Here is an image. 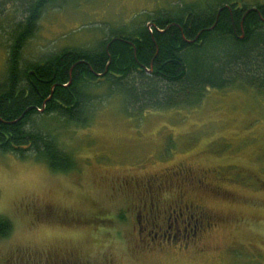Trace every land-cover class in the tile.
I'll use <instances>...</instances> for the list:
<instances>
[{
    "label": "rangeland",
    "instance_id": "obj_1",
    "mask_svg": "<svg viewBox=\"0 0 264 264\" xmlns=\"http://www.w3.org/2000/svg\"><path fill=\"white\" fill-rule=\"evenodd\" d=\"M207 1L215 0H61L43 12L20 61L38 62L67 47L92 48L108 27L119 30L146 12ZM19 18L0 23V76L8 34ZM99 102L85 127L32 117L73 158L72 172L54 173L29 155L20 160L0 152V216L13 227L0 239V264L69 258L90 264H264V95L211 90L196 105L137 117L125 114L117 100ZM181 167L195 176L207 173L213 188L185 195L217 221L202 241L204 253H140L134 247L139 204L128 178L139 182Z\"/></svg>",
    "mask_w": 264,
    "mask_h": 264
},
{
    "label": "trees",
    "instance_id": "obj_2",
    "mask_svg": "<svg viewBox=\"0 0 264 264\" xmlns=\"http://www.w3.org/2000/svg\"><path fill=\"white\" fill-rule=\"evenodd\" d=\"M59 1L0 0L1 24L20 16L10 28L0 76L1 153L20 160L29 155L54 173L68 174L75 161L33 116L85 127L98 101L117 100L125 114L137 117L196 105L211 90L264 95V2L180 3L141 14L144 19L119 30L106 28L95 47H67L22 65L23 46L43 12ZM102 88L103 94L95 93ZM12 229L0 216V239Z\"/></svg>",
    "mask_w": 264,
    "mask_h": 264
},
{
    "label": "flooded vegetation",
    "instance_id": "obj_3",
    "mask_svg": "<svg viewBox=\"0 0 264 264\" xmlns=\"http://www.w3.org/2000/svg\"><path fill=\"white\" fill-rule=\"evenodd\" d=\"M160 176L126 184H135L139 207L135 210L138 224L135 249L145 255L165 254L180 256L197 251L203 254L202 241L216 225L214 215L198 204L185 200L187 189H209L208 175H193L191 169L177 168ZM199 184V187H195ZM124 186V185H120ZM174 195L173 198L170 196ZM44 264H55L44 263ZM56 264H90L75 258ZM100 264H112L104 259Z\"/></svg>",
    "mask_w": 264,
    "mask_h": 264
}]
</instances>
